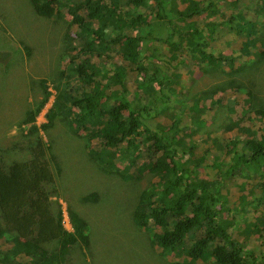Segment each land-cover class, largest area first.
<instances>
[{
  "label": "rangeland",
  "instance_id": "374dc122",
  "mask_svg": "<svg viewBox=\"0 0 264 264\" xmlns=\"http://www.w3.org/2000/svg\"><path fill=\"white\" fill-rule=\"evenodd\" d=\"M84 1L62 0L60 16L46 18L36 13L32 0H0V162L9 165L29 161L31 147L38 139L42 141L47 152L44 160L50 163L55 177L54 184L48 186L53 209L63 211L65 226L71 232L69 209L80 214L89 225L90 247L74 249L71 264H206L190 262L177 254L162 255L153 241L158 227L152 226L145 234L135 226L132 213L139 197L157 181L146 168L148 162L144 157L134 164V169L124 171L128 160H133L139 148L141 150L139 143L127 152L130 159L116 162L120 174H106L89 156L86 133L80 130L77 122L79 110L69 104L68 98L81 99L93 91L79 78L76 69L86 59L84 55L79 56L80 49L88 43L95 45L97 50L89 56L104 55L102 59L95 56L92 63L103 69L100 82L109 87L105 89L107 98L103 99L105 109L109 111L118 100L113 94H123L142 114L141 131L149 129L152 133L168 132L180 118L178 139L185 142L187 153L182 161L187 162L190 181L207 187L209 204L210 196L217 199L215 209L219 221L243 243L252 264H264V235L258 232L264 229V162L254 169L243 168L235 175L231 168L235 165V152L245 150L244 144L235 148L234 142L260 138L264 132V119L250 110L264 108V59L242 52L236 32L225 28L228 17L245 8L250 9L247 19L251 21L255 17L260 27L264 22V0H197L202 5L216 2V13L213 18L203 14L186 23L187 30L195 26L203 32L208 47L205 51L215 57L221 53L235 57V67L243 69L241 74L230 73L228 67L215 72L218 65L214 63L207 69V62H203L200 54L194 56L187 46L190 39L174 32L185 23L174 17V27H163L155 17L156 7L152 0L144 8L129 10L123 32L130 31L131 17L148 16L150 26L147 29L152 35L137 44L141 67L137 69L130 64L132 51L127 50L123 41L116 40L105 48L97 44V37L87 30V12L79 13L85 22L82 28L73 23L71 11ZM125 2L122 0V7ZM187 6L183 0L177 3L175 0L171 9L185 10ZM210 24L215 27L209 28ZM94 28L108 41L117 39L122 33L112 24H95ZM132 34L136 36L138 32ZM170 34H174L172 39ZM263 35L261 33L260 37ZM196 39L201 41L200 37ZM168 41L180 48L175 51ZM257 45L259 51L262 50V43ZM114 74H123L126 91L119 81L112 84L110 77ZM232 81L239 88L227 86ZM44 83L52 95L36 122L30 123L31 112L34 113L46 97ZM226 86L224 91L222 88ZM247 90L254 92L255 105L249 104ZM210 91L215 93L207 97L205 92ZM201 96L205 97L202 104ZM57 97L63 106L53 127L35 135L33 126L40 129L48 122L46 115ZM236 124L237 128L230 129ZM88 128L95 130L92 123ZM141 134L146 135L145 132ZM229 141L233 143L227 152ZM91 145L95 149L97 139ZM113 151L122 158L125 149ZM91 194L100 195V201L84 202L83 198ZM0 223L3 224L1 216ZM196 235L190 233L193 241ZM21 241L13 234L0 233V251H7ZM0 264H4L1 259Z\"/></svg>",
  "mask_w": 264,
  "mask_h": 264
},
{
  "label": "trees",
  "instance_id": "16d2710c",
  "mask_svg": "<svg viewBox=\"0 0 264 264\" xmlns=\"http://www.w3.org/2000/svg\"><path fill=\"white\" fill-rule=\"evenodd\" d=\"M149 1L126 0L122 7V0H111L109 3L106 0H86L71 11L73 23L82 28L85 22L79 13L87 12L86 19L89 22L87 30L97 37V44L105 48L113 45L116 40L123 41L127 50L132 51L130 64L141 69L138 60L140 52L136 47L138 42L146 41L152 35L147 29L150 26L148 16L139 14L131 17L128 26L130 31L123 32L126 30L129 10L144 8ZM152 2L156 7L155 17L163 27L167 29L174 27V17L185 23L184 27L179 30L175 29L174 32L181 36L186 35L190 39L187 46L194 56L200 54L203 62L211 63L210 66L206 63L207 69H210L214 63L218 65L216 69L214 68L215 72L228 67L230 73L231 71L233 74L243 73L240 66L235 67L237 59L232 55L221 53L215 57L213 53L205 51L208 47L205 46L203 32L199 28L194 26L187 30L188 21L196 16L208 14V17L213 18L217 10L216 2L210 1V4L202 5L197 0H183L188 6L185 10L178 11L171 9L175 0H152ZM32 5L38 15L51 18L60 16L63 2L62 0H32ZM123 12H125L124 16ZM249 15L250 9L248 8L231 15L225 21V28L236 32L242 52L252 54L256 59L262 60L264 59V35L260 37V34H264V22L259 27L255 17L251 21L247 19ZM95 24L103 26L112 24L122 30V33L117 39L108 41L101 32L94 28ZM207 26L215 27L211 24ZM134 31L138 32L136 36L132 34ZM173 37L174 34H170V39ZM197 37L201 38L200 42L197 41ZM259 42L262 43L260 51V46L257 45ZM168 43L172 46L169 41ZM171 48L177 51L180 45ZM252 49L256 51L251 52ZM95 50H97L95 45L89 43L80 49L83 54L79 53V56L84 55L86 59L76 69L79 78L91 86L93 91L81 99L69 97L68 102L79 110L77 122L80 123V130L83 129L86 133L84 138L86 147L89 149V156L103 168L106 174H120L116 162L130 159L127 152L138 143L140 144L141 150L139 148L133 160H128L129 164L125 166L124 171L134 169V164L144 157L148 162L146 168L157 181L150 189L144 190L139 197V203L132 213L135 226L145 234L152 226L158 227V233H154L153 241L161 250V254L165 256L177 254L193 263L203 261L206 264H252L251 255L248 254L243 243L235 239L219 221L218 211L215 209L217 199L210 196L212 200L209 204L208 195L205 192L207 187L190 181L187 162L182 161L187 153L185 142L178 139L181 119H178L179 123L174 122L170 130L165 133H152L149 129L141 131L142 114L123 94H113L118 100H115V104L111 105L107 111L103 99L107 98L105 89L109 87L100 82L103 69L99 67V64L92 63V58L97 56L102 59L104 55L96 53L94 57L89 56V53ZM122 75L114 74L110 80L112 84L119 81L123 85L122 89L126 91ZM44 85L46 97L36 111L31 112L28 119L30 123L36 122V117L52 95L48 92L45 83ZM227 86L239 88L235 81ZM227 86L222 89L226 91ZM215 91L205 92V95L212 97ZM247 94L249 104L255 105L254 92L247 90ZM63 97L66 96L63 95ZM204 98L202 96L199 98L202 99L200 104L203 103ZM62 106L63 103L61 100L58 103L57 97L55 105L46 115L48 122L41 125L40 129L36 125L33 126L35 135L40 130L47 132L53 127L54 119ZM196 109L199 110L200 106L197 105ZM250 110L264 119V108ZM126 113L128 116L125 115ZM90 123L95 126V130L88 128ZM238 126L236 124L230 129L233 130ZM239 130L243 129L239 128ZM141 132H145L146 135L143 136ZM95 139L98 145L94 149L91 142ZM232 143L229 141L226 144L227 152L231 149ZM234 144L235 148L240 144L245 146L243 153L235 152V165L231 166L234 175L236 172H241L243 168L254 169L264 162V132L260 138L237 140ZM121 149L125 151L122 153V158H119L113 150ZM30 150L32 159L29 161L14 162L9 165L0 162V216L3 221V224L0 223V233L13 234L22 240L7 251H0V259L4 264H71L74 249L90 247L89 225L80 214L69 209L73 231L66 228L63 211L60 209L55 211L52 207L48 186L54 184L55 177L50 163L44 160L47 152H45L42 141L38 139ZM168 175L171 177L168 178ZM96 200L100 201V195L91 194L83 198L84 202ZM253 228L257 230L255 224ZM249 230L251 231V227ZM201 231L203 235L200 236ZM258 232L264 235V229H258ZM190 233L197 234L195 241ZM54 245L56 246L53 247Z\"/></svg>",
  "mask_w": 264,
  "mask_h": 264
}]
</instances>
